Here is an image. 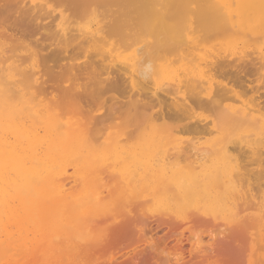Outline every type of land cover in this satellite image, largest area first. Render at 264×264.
<instances>
[{"label": "bare ground", "instance_id": "bare-ground-1", "mask_svg": "<svg viewBox=\"0 0 264 264\" xmlns=\"http://www.w3.org/2000/svg\"><path fill=\"white\" fill-rule=\"evenodd\" d=\"M3 1L53 40L0 26V264H264V100L242 94L264 79V0ZM213 29L224 46L196 44ZM50 48L61 69L91 53L95 107L50 83Z\"/></svg>", "mask_w": 264, "mask_h": 264}, {"label": "rangeland", "instance_id": "rangeland-1", "mask_svg": "<svg viewBox=\"0 0 264 264\" xmlns=\"http://www.w3.org/2000/svg\"><path fill=\"white\" fill-rule=\"evenodd\" d=\"M1 3V5H0V15H3V17L1 16L0 17V26L1 27H3V28H6V29H8V30H11V32L13 33V32H16V33H18V30H17V28H21V31L18 33V35L16 34V33H13V34H15L16 36H15V38H14V40L12 41V43H15V44H17L18 45V43H19V45H31V46H33V47H35L36 49L38 48V49H40L41 47H44V46H46V45H48V44H50V42L53 40V39H51L52 37H51V34H53L52 32H49V33H43V35L44 36H42V34L40 35V34H37L36 36L35 35H32V33L29 31H26V30H28V29H25L24 28V26H23V24L24 23H21L20 21H14L12 18L11 19H9L10 18V14H11V11H8L9 9H7V7H8V5L6 4L5 5V1H3V4H2V2H0ZM51 4V3H50ZM65 4H68V3H65ZM114 4V5H113ZM3 5V6H2ZM113 7H112V6ZM118 5V4H117ZM117 5H116V3H112V4H110V9H113L114 11H117V9H119V6L117 7ZM77 7V6H76ZM74 8L73 9V12H70L69 10H68V12L66 13V15L65 16H67V15H69V14H71V15H74L73 16V19H75L74 20V23L75 24H77V21H78V25H74L76 28L78 27V28H82V29H84V28H86V26H88L89 25V22H90V24H91V19H89L88 17H86L85 16V18L83 17L84 15L83 14H81V12H83L84 13V10L82 9L81 10V8H80V10L81 11H79V7H77V8ZM76 10V11H75ZM7 11V12H6ZM77 12V13H76ZM8 13V14H7ZM69 13V14H68ZM118 13V12H117ZM117 13H115L116 15L114 16L113 14H112V16H111V19L109 20L110 22V24H109V26H107L106 28H104V30H105V33L107 34V33H111V32H120V31H117V29L115 30V28H113L114 26H113V23H114V25H116V26H119L118 25V23L116 22V17H117ZM78 14V15H77ZM114 16V17H113ZM69 18V17H68ZM5 19H6V21H5ZM72 18L70 17L69 18V20H71ZM83 19V20H82ZM4 20V21H3ZM5 22V23H4ZM8 22H10V23H8ZM19 22V23H18ZM84 22V23H83ZM86 23L88 24V25H86ZM3 24H5V25H3ZM3 25V26H2ZM11 26L13 27V28H11ZM111 26V27H110ZM15 27V28H14ZM24 30H23V29ZM106 29H107V32H106ZM17 30V31H16ZM20 30V29H19ZM22 30L24 31V32H22ZM203 34H202V31H200L199 33H197V34H199V36L201 35V37H199V39L200 40H198L199 42H196V44L198 43L200 46H204V47H207V46H209L210 45V47H211V45L213 44V45H215V46H213V47H218L217 46V44L219 45V46H222L223 45V43L225 42V40H226V38H224V36L222 35V34H220V32H219V29H213V30H207V31H204L203 30ZM211 32L213 33L212 35H211ZM29 33H31V34H29ZM206 33V34H205ZM207 33H208V35H209V39H207L208 38V36H207V38H206V35H207ZM21 34H23V36L21 35ZM218 34V35H217ZM20 35V36H19ZM26 35V36H25ZM49 35H50V37H49ZM213 35H214V37L216 36V40L214 39V37H213ZM30 37V40H28L27 38H29ZM43 37V38H39V37ZM46 36V37H45ZM48 36V37H47ZM19 37H20V39H19ZM21 37H22V39H21ZM37 39H36V38ZM45 37V38H44ZM32 38H34V39H36V42H38V43H34L35 42V40L34 39H32ZM218 38V39H217ZM219 38H220V40H219ZM221 38H222V40H221ZM32 39V40H31ZM43 39V40H42ZM46 39H48L47 40V42H46V44H45V41H46ZM25 41V43H24V41ZM26 40H28V42L26 41ZM34 40V41H33ZM50 40V42H48ZM214 40V41H213ZM23 41V42H22ZM33 41V42H32ZM39 41H41V42H39ZM43 41V42H42ZM203 41L205 42V43H203ZM211 41H213V42H217L218 41V43H211L210 44V42ZM223 43H222V42ZM30 42V43H29ZM208 42V43H207ZM221 42V43H220ZM22 43H24V44H22ZM205 44V45H203V44ZM222 44V45H220V44ZM39 44V45H38ZM209 44V45H208ZM37 45V46H36ZM225 45V44H224ZM223 45V46H224ZM40 47V48H39ZM51 49V48H50ZM90 49V48H89ZM52 51V49L50 50V51H48V50H44V54H46L47 56H45L44 55V57H45V59H44V62L45 63H47V64H49L48 66H50L51 65V67L52 66H54V65H57L58 66V64H56V63H54L53 61H55V62H57L58 63V61L56 60L57 58L55 57V56H52V55H50L51 52ZM46 52V53H45ZM83 51H81V49H76V50H74L73 51V53H71V58L68 60V63H69V65L68 66H66V67H62V69H61V67H47L46 66V64H45V67H47L48 69H45L46 70V73H47V78L50 80V83L52 84L53 83V81L56 83V84H62V81L64 82L62 85H69L70 83H73L74 82V78H75V82L74 83H78V82H81L82 84H80L79 83V85H80V87L79 88H77L76 89V91L75 92H78V96L80 95L81 96V93H82V95L83 96H90L89 95V93H87V92H90L89 90H95L96 89V80H98L99 78H100V75H98V72L100 71V68H98V65H97V67H96V64L95 65H93L92 67H90V66H88V61H89V59H92L91 57H90V54H88V56H86L85 55V52H83ZM77 53H78V55H77ZM49 54V55H48ZM83 54V55H82ZM80 55V56H79ZM90 57V58H89ZM47 58V59H46ZM49 58V59H48ZM79 58H81V59H79ZM88 59V60H87ZM75 60H76V62H75ZM83 60H85V62L83 61ZM50 61H52V62H50ZM73 63V64H70V63ZM74 62H75V64H74ZM54 63V64H53ZM60 63V62H59ZM78 63H81V64H78ZM81 65V66H80ZM85 65V66H84ZM69 66H71V69H70V67ZM86 66H88V68L86 67ZM54 68L55 69H57V70H54ZM61 70H60V69ZM81 68V69H80ZM97 68V69H96ZM66 69H69L70 71H68V70H66ZM73 69V70H72ZM75 69V70H74ZM60 70V71H59ZM66 70V71H65ZM78 70V71H77ZM80 70V71H79ZM87 70V71H86ZM97 72H96V71ZM57 71V72H56ZM76 71V72H75ZM91 71V72H90ZM49 72V73H48ZM70 72V73H69ZM57 74V80H58V82H57V80H54V79H56V76L54 75V79L52 78V76H53V74ZM59 73H61V75H62V73L64 74V75H62L63 77H61V75H58ZM89 73H90V75H89ZM51 74V75H50ZM72 74V75H71ZM77 74V75H76ZM94 74H96V75H94ZM69 75V76H68ZM71 75V76H70ZM85 75V76H84ZM98 75V76H97ZM113 75H116V76H113ZM113 75H111L113 78L114 77H116V78H118L119 77V74H113ZM118 75V76H117ZM74 78H73V77ZM78 76V77H77ZM81 78H80V77ZM85 77V78H83V77ZM254 76V77H253ZM256 75L253 73V74H250L249 76H248V78L249 79H252V81H254L253 83L251 82V84H249V83H247V84H245V88L247 87V85H249L248 86V88H252V91H249V92H247L246 91V89L243 91L244 93H242L245 97H247V96H252L253 95V93H255L254 94V96H256V94H257V91H258V95H257V97H259V96H261V98L264 100V79L262 80V79H259L257 76V79H256V77H255ZM59 77V78H58ZM60 77H61V79H60ZM66 77V78H65ZM68 77V78H67ZM70 77V78H69ZM92 77V78H91ZM103 77H105V76H103ZM112 77H111V79H112ZM253 77V78H252ZM86 78H87V80H86ZM115 78V79H116ZM60 79V80H59ZM68 79H70V82H69V80ZM85 79V80H84ZM92 79V80H91ZM68 80V81H67ZM113 80V79H112ZM111 80V81H112ZM259 80V81H258ZM52 81V82H51ZM67 81V82H66ZM85 81L86 82H89V84L88 83H85ZM90 81H91V85H90ZM261 82L263 83L262 85H261ZM85 83V84H84ZM54 84V83H53ZM252 86H254V88L252 87ZM257 86V87H256ZM258 86H259V90H258ZM261 87V88H260ZM87 88H89L88 90H87ZM244 89V88H243ZM253 89H254V91H253ZM256 89V90H255ZM52 90H54V88L53 89H51L50 90V92L54 95V93H55V91L57 92V93H55L56 95H57V97L59 98L60 96H62L63 97V95H65L64 93L65 92H62L60 89H56L55 91H52ZM83 90V91H82ZM113 90V91H112ZM261 90H263V93H262V91ZM82 91V92H81ZM247 93H246V92ZM79 92H81V93H79ZM85 92V93H84ZM116 92V93H115ZM251 92V93H250ZM60 93V94H59ZM85 94V95H84ZM95 95H92L93 97L94 96H96V93H94ZM103 94V93H102ZM101 94V95H102ZM107 95V97H111V96H114V95H116V96H119V94L117 93V91L116 90H114V89H111L109 92H107L106 93ZM249 94V95H248ZM55 96V95H54ZM80 97V98H82L81 100H83L82 102H83V105L85 106L86 104H88V101H89V98H90V101H89V105H86V107H90V105H92V103L94 102V99H96V97H94V98H92V96H90V97ZM263 96V97H262ZM249 98V97H248ZM260 98V99H261ZM261 99V101H263ZM87 101V103H86V101ZM92 100H93V102H92ZM85 101V102H84ZM91 103V104H90ZM198 106V108H203V106L205 107L204 109V113H202L203 112V109L201 110H199V109H197V107H196V105ZM194 105H195V109L197 110V112L198 113H201V114H204V115H206V116H215V112L213 113L212 111L213 110H215L216 111V109L218 108L217 107V105H211V104H197V103H195ZM201 105V106H200ZM200 106V107H199ZM91 107H95V103L91 106ZM207 108V109H206ZM212 108V109H211ZM205 111H206V113H205ZM207 111H211L210 112V115H209V113L207 112ZM212 114V115H211ZM175 119V120H174ZM165 120H166V122H168L169 124H170V122L171 123H173V124H177L178 123V120L176 119V118H174V117H172V115H167L166 116V118H165ZM170 122H169V121ZM175 121V123H174V121ZM177 120V121H176ZM173 121V122H172ZM188 133H190V134H188V135H185V136H194V135H191V134H193L192 132H188ZM184 134H187V133H184ZM195 134V133H194ZM196 135V134H195ZM251 169H252V172L254 173V172H257L258 171V167H257V165H253L252 167H251ZM231 249V248H230ZM236 253H238V250H236V249H231V250H227L226 251V253L225 254H232V255H236ZM212 262H214L215 260L213 259V258H211L210 259ZM136 263H137V261H135Z\"/></svg>", "mask_w": 264, "mask_h": 264}]
</instances>
